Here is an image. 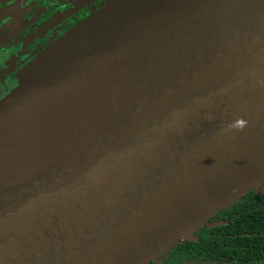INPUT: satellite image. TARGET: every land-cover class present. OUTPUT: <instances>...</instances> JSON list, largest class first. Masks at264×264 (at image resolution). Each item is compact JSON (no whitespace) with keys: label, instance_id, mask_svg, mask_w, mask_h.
I'll return each instance as SVG.
<instances>
[{"label":"water","instance_id":"obj_1","mask_svg":"<svg viewBox=\"0 0 264 264\" xmlns=\"http://www.w3.org/2000/svg\"><path fill=\"white\" fill-rule=\"evenodd\" d=\"M264 182V0H109L0 100V264H149Z\"/></svg>","mask_w":264,"mask_h":264},{"label":"flooded vegetation","instance_id":"obj_2","mask_svg":"<svg viewBox=\"0 0 264 264\" xmlns=\"http://www.w3.org/2000/svg\"><path fill=\"white\" fill-rule=\"evenodd\" d=\"M107 1L0 0V100L27 63ZM232 204L149 264H264V182Z\"/></svg>","mask_w":264,"mask_h":264},{"label":"trees","instance_id":"obj_3","mask_svg":"<svg viewBox=\"0 0 264 264\" xmlns=\"http://www.w3.org/2000/svg\"><path fill=\"white\" fill-rule=\"evenodd\" d=\"M248 193V192H247ZM247 193H246V195H247ZM245 195V194H244ZM262 203H263V201H262ZM234 204H235V202H234ZM234 204H232V205H234ZM254 205H256L255 203H254ZM236 206H241V205H236ZM190 238V237H189ZM188 238V239H189Z\"/></svg>","mask_w":264,"mask_h":264}]
</instances>
